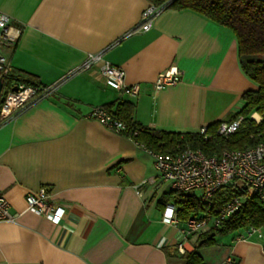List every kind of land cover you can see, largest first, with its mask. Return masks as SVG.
Masks as SVG:
<instances>
[{
	"label": "crops",
	"instance_id": "0c3cea01",
	"mask_svg": "<svg viewBox=\"0 0 264 264\" xmlns=\"http://www.w3.org/2000/svg\"><path fill=\"white\" fill-rule=\"evenodd\" d=\"M149 3L0 0L15 37L1 47L8 77L29 73L48 86L88 53L101 52L123 69L128 84L139 85L137 95L118 92L106 85L97 63L0 125V194L17 214L0 221V264H183L178 245L193 250L196 236L185 238L164 220L171 190L152 181L157 171L150 149L89 114L127 99L148 128L194 132L239 111L242 94L256 85L240 68L232 31L191 9L173 8L142 30ZM171 67L181 71L180 80L155 89L156 77ZM40 187L65 207L59 223L27 209L26 194ZM240 233L209 264H264L262 239Z\"/></svg>",
	"mask_w": 264,
	"mask_h": 264
},
{
	"label": "built area",
	"instance_id": "2783aa9c",
	"mask_svg": "<svg viewBox=\"0 0 264 264\" xmlns=\"http://www.w3.org/2000/svg\"><path fill=\"white\" fill-rule=\"evenodd\" d=\"M163 8L149 3L141 14L140 28L148 30L152 25V20ZM11 17L0 11V77L6 78L7 58L2 53L3 44L14 41L15 37L9 34ZM99 63V72L106 85L120 93L137 95L139 93L138 84H128L125 81V73L122 68L111 64L102 58V53H88L84 61L72 71L62 76L60 80L48 86H35L25 83H15L16 90L12 88L7 91L0 108V116L8 118L19 109H23L38 99L47 97L55 93L59 84L75 73L90 69ZM181 78V71L176 67H171L161 72L154 81L155 89H162L166 86L177 83ZM12 86V87H13ZM89 117L96 119L102 125L118 132L126 130L125 124L115 119L112 114L102 105L92 109ZM256 122L264 119V114L253 112L251 114ZM243 117L239 116L235 120H221L216 128V134L228 137L234 133ZM205 127L199 130L205 133ZM137 130L130 134L134 136ZM154 159L157 175L152 181L160 180L167 183L171 191L179 193H195L199 201L208 206L212 195L222 186L237 183L244 187L245 192L232 195L225 201L215 213L209 209L201 214L188 217L182 225L177 216L176 207L168 204L164 208L163 217L167 223L178 225L181 236L190 238L210 227H219L224 220L230 218L240 209L248 195H254L264 203V139L260 140L252 147L241 149H223L212 155L205 154L199 148L185 147L176 152L149 151ZM146 183L147 180L142 181ZM26 207L29 210L42 215L55 223H59L66 214V209L61 204H54L47 199L45 187H40L36 191H30L25 196ZM16 213H11L7 200L0 194V221H14ZM255 237L264 239V230L249 226L238 235V238L248 239ZM178 250L184 253V247L179 244ZM232 262V259H227Z\"/></svg>",
	"mask_w": 264,
	"mask_h": 264
},
{
	"label": "trees",
	"instance_id": "16d2710c",
	"mask_svg": "<svg viewBox=\"0 0 264 264\" xmlns=\"http://www.w3.org/2000/svg\"><path fill=\"white\" fill-rule=\"evenodd\" d=\"M163 9H191L221 26L228 28L236 37L237 53L242 72L255 85L256 89L247 90L242 94L243 105L236 113L226 119L232 121L242 116L238 129L228 137L216 134V128L221 121H216L205 127V133L199 131L176 132L151 129L135 119V104L131 100L122 99L103 104L115 119L121 120L126 130L144 144L145 147L157 152H176L185 147L199 148L205 154L212 155L223 149H241L252 147L264 139V119L256 122L251 118L253 112L264 114V0H148ZM13 78L25 84L35 86L40 82L32 74L9 75L3 78V88L0 97V108L7 91L13 86ZM6 120L0 116V125ZM131 135V134H130ZM245 192L244 187L231 183L220 187L211 198L208 206L202 204L195 193H179L171 191L169 197L181 222L188 217L201 214L207 209L215 213L218 208L232 195ZM249 226L264 230V203L254 195H248L242 206L230 218L223 221L219 227L204 229L196 236L194 248L180 255L183 264H205L201 247L213 246L216 236L233 232ZM192 236V237H193ZM264 246V239H262Z\"/></svg>",
	"mask_w": 264,
	"mask_h": 264
},
{
	"label": "rangeland",
	"instance_id": "374dc122",
	"mask_svg": "<svg viewBox=\"0 0 264 264\" xmlns=\"http://www.w3.org/2000/svg\"><path fill=\"white\" fill-rule=\"evenodd\" d=\"M236 233L238 232H243L244 229L243 228H240V229H237L235 230ZM227 232V233H224V234H219L216 236V240L218 241V243L220 245L218 246H206L204 247V250H202V255L204 257V261L205 263H211L215 260H217L218 257H220L221 253H222V244H227L228 241L230 240V238L234 235V232Z\"/></svg>",
	"mask_w": 264,
	"mask_h": 264
},
{
	"label": "water",
	"instance_id": "95a60500",
	"mask_svg": "<svg viewBox=\"0 0 264 264\" xmlns=\"http://www.w3.org/2000/svg\"><path fill=\"white\" fill-rule=\"evenodd\" d=\"M2 88H3V79L0 77V97H1V94H2ZM17 89V85H14L12 87V90H16Z\"/></svg>",
	"mask_w": 264,
	"mask_h": 264
}]
</instances>
